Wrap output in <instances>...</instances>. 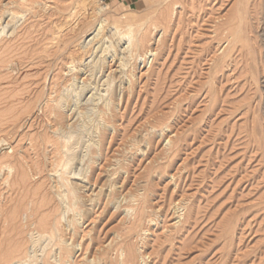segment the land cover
I'll return each mask as SVG.
<instances>
[{"label": "rangeland", "instance_id": "rangeland-1", "mask_svg": "<svg viewBox=\"0 0 264 264\" xmlns=\"http://www.w3.org/2000/svg\"><path fill=\"white\" fill-rule=\"evenodd\" d=\"M76 1L0 0V31L5 28L0 32V225L10 224L8 213L17 210L12 223L20 230L19 242L31 247L40 234L39 243L48 245L45 254L57 243L58 254L70 244L73 257L65 264H264V0H78L85 11L73 7ZM101 3L109 4L112 19L131 12L132 25L121 18L120 31L132 39L145 32L148 42L131 62L134 77L123 84L129 91L115 111L103 157L97 158L93 145L65 154L79 155L70 167L85 172L89 182L88 190L77 192L84 205L75 206L84 207L86 215L69 226L74 209L63 215L53 175L68 156L58 160L50 142L61 136L57 129L67 120L56 121L61 112L56 102L43 109L46 96L64 92L59 86V93H52L53 76L67 72L51 41L63 23L62 38L79 49L93 36H87L93 30L79 34L88 21L98 24L95 8ZM6 7L16 13L14 19ZM70 10L72 22L66 17ZM108 28L105 33L113 35ZM123 41L122 51L128 39ZM9 59L14 60L8 65ZM108 61L113 69L107 67L105 77L118 75L119 62ZM86 76L79 75L80 83ZM91 93L82 96L83 104ZM48 109L59 112L55 116ZM72 120L67 124L78 130ZM67 124L65 130L73 131ZM44 214L51 220L47 226L41 225ZM20 254L18 261L27 259Z\"/></svg>", "mask_w": 264, "mask_h": 264}, {"label": "bare ground", "instance_id": "bare-ground-1", "mask_svg": "<svg viewBox=\"0 0 264 264\" xmlns=\"http://www.w3.org/2000/svg\"><path fill=\"white\" fill-rule=\"evenodd\" d=\"M18 1V0H17ZM21 1V0H20ZM26 1V0H25ZM75 1V0H74ZM78 1V0H77ZM76 1V2H77ZM82 1V0H81ZM81 1H80V3H81ZM184 2V1H183ZM247 3H248V1H246ZM78 3V2H77ZM77 3H75L74 5L75 6H73V7H79L78 9H81L80 7L82 6V7H84L83 9H84V11L86 10L85 9V6H83L82 4H80L79 5V3H78V5L76 6V4ZM177 3H180V1L178 0L177 1ZM177 3H175L176 5H177ZM244 3H245V1H244ZM243 3V4H244ZM173 4V3H172ZM97 5V4H96ZM247 5V4H246ZM245 5V6H246ZM249 5V4H248ZM8 6V5H7ZM17 6V5H16ZM15 6V7H16ZM10 7V6H9ZM14 6H13V8H15ZM30 7V6H29ZM98 7V6H97ZM95 8V9H97L96 11V13H97V15L100 17V20H99V22H98V24H96V23H94L96 20H95V18H94V16H92L91 14V16L93 17L92 18V20L94 19L95 21H93L92 23H93V25L94 26H92V23H91V20L90 21H88V23H86V26L82 29V31H81V34H79V35H84V33H87V32H89V31H91V30H93V31H91V33L89 32V34H87V36H91V35H93L92 37H90V39L87 41V39H85L84 41H83V43L82 44H80V47H79V49H73V47H72V41L71 42H68V41H64V38H62V35H64V34H62V32H63V30H64V26H63V23L61 24V25H58L57 27H58V30H57V28H55V35H54V37H52L51 39L53 40V41H51V45H54V44H56V46L54 45V46H52L53 47V49L56 47V50H55V56H57L58 54H60L62 57H63V60L65 59V61H66V63H65V65H67V66H65L66 67V69H67V72L65 73V75L66 76H64V74H61V75H52L53 76V81H51V83H52V87L50 88L51 89V91H52V93H56L57 91H59V86H60V89L61 88H63L62 86H64V88H63V90H64V92H62V93H59V92H57V94H58V96L56 97V96H54L53 98L52 97H48L47 98V96H46V98H44L45 96H43V98L44 99H46V102L44 103L46 106H44L43 107V109L44 108H46V107H48L49 108V103L50 102H53L54 104H55V102H56V108H58L59 110H61V112H60V114H58L57 112H59V111H57V112H55V113H57L60 117H57L56 118V121L58 122L59 120H58V118L60 119V122H61V119L62 118H64L65 120H67V123H69L72 119H74V118H76V122H77V126L79 127L78 128V130L75 128L74 129V125H71V126H69V124H67L66 122L64 123L63 121L61 122V123H64V126L66 127V125L65 124H67V127L69 128V129H71V128H73L74 130L73 131H70V130H68V129H66V130H68V131H66L65 130V128H64V126L62 127L61 125V123H59V124H61L60 125V127L57 129L58 131H57V133L60 135L61 134V136L60 137H58V134H57V139H56V137H55V139L54 138H52V139H50V142H52L51 144L54 146V150H55V155L57 154L58 156H57V159L59 160V158L58 157H60L61 155H63L62 157L64 158L65 156H68V159H66V161L64 162V163H61V167H63V170H60V169H54L55 170V174H53V175H55L56 176V178L58 179V183H59V189H58V192H57V195H58V197H59V200L61 201V203H62V205H64L65 206V211H64V213H63V215H66L65 214V212H66V210H67V212H70V209H74L73 211V215L72 214H70V216L68 217V219H67V222L68 223H70V224H68L69 226L71 225V222H72V225H74L75 223L74 222H77V223H81V219H83L84 217H82L83 216V214L84 215H86L85 213H83L84 211H86L85 209H84V211L82 210L84 207H80V208H82V209H79V210H75L76 209V207L75 206H77V204H78V202H79V205L81 206V205H84L83 203L84 202H82V204H80V202L81 201H79V199L80 198H82V197H79V196H77L78 194H77V192L78 193H80L79 191H81L82 189H87L88 188V184L87 183H89V182H87L86 181V175H85V172H84V174H81V172L79 173V172H77V171H74L73 170V167L71 168L70 167V165L72 164V162L74 161V159L76 158V160H77V157L79 156L78 154V156H76V155H74V156H70L69 157V155L71 154L70 152H72V150H77L76 148L78 147H82V146H84V145H87V147H89V146H96L97 148L96 149H98V150H96V153H95V151H94V153L96 154V156L97 155H99V156H97V158H99L100 156H102L103 154V151H104V147H105V145L107 144V140H108V133H109V129H110V127H112V129L114 128V119H113V117H115L114 115H115V111L118 109H120V101L122 100V99H124L125 98V93H126V91L128 90V88H122L123 87V84L125 85L126 84V82H128V80L131 82L133 79H132V77H134V71L132 70V68H131V62H132V60L134 59V60H136L135 58L136 57H138V55H139V52H140V49H144L143 47H145V45H146V42H148L147 41V35L146 34H141L140 33V31H141V29L140 28H138V29H140L139 30V33H140V36H138V37H135V39L133 40L131 37H130V35H127V33L126 34H124V33H122V31H120V29H119V23H120V19L122 18L124 21H127L128 22V26L129 25H132V20H133V16L128 12V13H124L122 16H120L119 15V17H120V19H117V17L116 18H113L112 19V15L113 14H111V12L113 13V11L111 10V12L110 11H107L109 8H111V7H109V4H104V5H102V3H101V6L100 7H98V8ZM243 7V6H242ZM4 8V7H3ZM7 8V7H6ZM20 8V7H19ZM22 8V7H21ZM26 8V7H25ZM24 8V9H25ZM71 8H72V6H71ZM75 8V9H76ZM172 8V7H171ZM2 9V8H1ZM18 9V8H17ZM23 9V8H22ZM65 9V8H64ZM74 9V10H75ZM78 9H76V10H78ZM82 9V10H83ZM95 9L93 10V13H94V11H95ZM247 8H245V7H243V10L245 11ZM6 10V9H5ZM7 10H8V8H7ZM72 10V9H71ZM70 10V12L71 13H69V15H66V17L67 18H69V20L71 21L72 19H75V18H73L72 17V15H74V12H72ZM75 10V11H76ZM173 10V9H172ZM16 11V10H15ZM21 11V10H20ZM61 11V10H60ZM64 11V10H63ZM80 11V10H79ZM83 11V12H84ZM247 11V10H246ZM19 12V11H18ZM18 12H17V14H18ZM65 12V11H64ZM64 12H63V14H64ZM68 12H69V10H68ZM68 12H67V14H68ZM78 12V11H77ZM82 11H81V13H83ZM88 12V11H87ZM174 12V11H173ZM243 12V11H242ZM241 12V13H242ZM7 13H8V16H10V18H12V19H14L15 18V15H16V13L13 11V9L11 10L10 8H9V10L7 11ZM61 13V12H60ZM66 13V12H65ZM156 13V12H155ZM241 13H240V15H241ZM246 13V12H245ZM244 13V14H245ZM84 14V13H83ZM83 14L81 15V16H83ZM86 14V13H85ZM108 14L110 15L111 14V16H109V17H111V19H109V17L107 18V16H108ZM114 14H116V15H118L117 13H116V10H115V12H114ZM133 14V13H132ZM135 14V13H134ZM133 14V15H134ZM88 15H89V13H88ZM105 15H107V16H104ZM173 15V14H172ZM239 15V14H238ZM18 16V15H17ZM19 16H20V14H19ZM61 16V15H60ZM90 16V17H91ZM171 16V15H170ZM4 17V16H3ZM3 17L1 18V19H3ZM59 17V16H58ZM64 17H65V15H64ZM72 17V18H71ZM74 17H75V15H74ZM77 17V16H76ZM84 17V18H83ZM82 18L85 20V19H87L88 18V16L87 15H84ZM97 17V16H96ZM104 17V18H103ZM173 17V16H172ZM237 17H239V16H237ZM21 18V17H20ZM78 18V17H77ZM77 18H76V20H77ZM134 18H135V16H134ZM82 19V20H83ZM139 19V18H138ZM238 19V18H237ZM240 19H242V15H241V18ZM245 18H243V20H244ZM10 20V19H9ZM57 20H59V19H57ZM56 20V21H57ZM64 20V19H63ZM68 19H67V21H69ZM76 20H73V21H76ZM110 20L112 21V23L110 22ZM122 20V21H123ZM234 20H235V18H234ZM246 20V19H245ZM2 21V20H1ZM0 21V22H1ZM70 21H69V23H70ZM78 21V20H77ZM121 21V22H122ZM132 21V22H131ZM139 21V20H138ZM247 21V20H246ZM10 23H11V21H9ZM9 22H8V24H9ZM14 22H15V20H14ZM65 23H66V21H64ZM72 22V21H71ZM87 22V21H86ZM130 22H131V24H130ZM141 22H142V20H141ZM141 22H139V23H141ZM156 22V21H155ZM16 23V22H15ZM14 23V24H15ZM65 23H64V25H65ZM68 22L66 23V24H69ZM74 23V22H73ZM78 23H81V21H79ZM78 23H76V25H79ZM139 23H138V25H139ZM235 23V22H234ZM58 24H60V21H59V23ZM75 24V23H74ZM73 24V25H74ZM124 25H125V23H123ZM122 24V25H123ZM142 24V23H141ZM155 24H157V22L155 23ZM236 24V23H235ZM234 24V25H235ZM238 24H239V22H238ZM11 25V24H10ZM240 25H242V24H240ZM245 25H247V24H245ZM84 26V25H83ZM108 26L113 30H115L114 31V33H113V35H112V33H111V35L110 36H108L107 35V33H105V28L107 27L108 28ZM120 26H121V24H120ZM126 26V28H127V25H125ZM238 26V25H237ZM27 27V26H26ZM30 27V26H29ZM28 27V28H29ZM66 27V26H65ZM73 27V26H72ZM143 27H144V25H143ZM236 27V26H235ZM240 27H242V26H240ZM246 27V26H245ZM1 28V27H0ZM16 28V27H15ZM15 28H13V30L11 31L12 33H11V35L14 33V31H15ZM27 28V29H28ZM70 28V24H69V27H68V29ZM75 28V27H74ZM121 28H122V26H121ZM124 28V27H123ZM129 28H131L132 29V26H130ZM243 28L244 27H242L241 29L243 30ZM31 29V28H30ZM67 29V30H68ZM73 29V28H72ZM109 29V28H108ZM125 29V28H124ZM124 29H122V30H124ZM232 29V28H231ZM237 29H239V28H236V30ZM246 29V28H245ZM2 31H0L2 34H4L5 33V28L3 27L2 29H1ZM75 29H73V30H70L71 32H73ZM143 30V29H142ZM125 31V30H124ZM147 31V30H146ZM232 31H233V29H232ZM52 32H54V31H52ZM127 32V31H126ZM138 32V31H137ZM227 32H228V30H227ZM226 32V33H227ZM231 32V31H230ZM237 32V31H236ZM240 32H241V30H240ZM1 33H0V35H1ZM27 33V32H26ZM225 33V32H224ZM223 33V34H224ZM232 33V32H231ZM231 33H229V35L231 34ZM244 33V32H243ZM28 34V33H27ZM62 34V35H61ZM148 34V33H147ZM233 34V33H232ZM235 34V33H234ZM229 35H227V36H229ZM241 35H242V32H241ZM248 35V34H247ZM69 36V35H68ZM137 36V35H136ZM149 36V35H148ZM222 36V35H221ZM232 36V35H231ZM230 36V37H231ZM237 36H238V33H237ZM243 36V35H242ZM244 36H246V34L244 33ZM26 37V36H25ZM78 37V36H77ZM114 37H116V39H114ZM235 37V36H234ZM19 38V37H18ZM233 38V37H232ZM237 38L238 37H236V40H237ZM72 39V38H71ZM70 39V40H71ZM124 39H128V44H127V46L123 49V51H122V46L120 47V43L124 40ZM221 39V38H220ZM224 39H227V38H224ZM248 39V38H247ZM13 40V39H12ZM234 40V39H233ZM239 41V40H238ZM16 42V41H15ZM41 42V41H40ZM82 42V41H81ZM80 42V43H81ZM124 42V41H123ZM127 42V41H126ZM228 42V41H227ZM244 42V41H243ZM247 42V41H246ZM14 43V42H13ZM39 43V42H38ZM49 43V42H48ZM48 43H43L44 44V46L45 45H48ZM231 43V42H230ZM234 43V42H233ZM249 43V42H248ZM62 44L64 45L63 46V49H62ZM235 44V43H234ZM247 44V43H246ZM10 45H12L11 43L9 44V47H11ZM49 45H50V43H49ZM48 45V46H49ZM236 45V44H235ZM245 45V44H244ZM243 44H242V47L244 46ZM249 45V44H248ZM231 46V45H230ZM229 46V47H230ZM232 46H233V44H232ZM250 46L251 45H249V49H251L250 48ZM8 47V45H6V47H5V49H8L9 48ZM43 47V46H42ZM47 47V46H46ZM51 47V46H50ZM49 47V48H50ZM246 47V46H245ZM4 48V47H3ZM3 48H1L2 50H3ZM43 48H45V47H43ZM48 48V47H47ZM47 48H46V50L45 51H47ZM242 49V48H241ZM244 49V48H243ZM248 49V47L246 48V50ZM9 50V49H8ZM44 50V49H43ZM227 50V49H226ZM235 50V49H234ZM5 51V50H4ZM9 51H11V50H9ZM12 51H13V49H12ZM49 51H50V49H49ZM53 51V50H52ZM142 51H144V50H142ZM232 51H233V48H232ZM253 51V50H252ZM252 51H249V52H252ZM226 52V51H225ZM228 52V51H227ZM241 52V51H240ZM248 52V51H247ZM247 52H246V54H247ZM256 52V51H255ZM1 53V52H0ZM245 53V52H244ZM230 54V53H229ZM229 54H228V56H229ZM251 54V53H250ZM3 55V54H2ZM8 55H9V53H8ZM12 55V54H11ZM142 55V54H141ZM145 55V54H144ZM226 55V54H225ZM13 56V55H12ZM60 56V57H61ZM244 56V55H243ZM251 56V55H250ZM255 57H256V53H255V55H254ZM1 57V56H0ZM222 57H223V55H222ZM241 57V56H240ZM9 58V57H8ZM108 58H112V61H114V62H116V64H117V62H119L118 64V67H117V69L119 68V70H116L117 72H118V75H116V76H111L110 78L108 77V76H106L105 77V75H107V74H105V70H106V68L108 67V69L109 68H112L113 66H111L110 67V61H108ZM224 58H225V56H224ZM5 59H6V57H5ZM61 59V61H62V58H60ZM138 59V58H137ZM250 59H254V58H250ZM10 60V59H9ZM12 60V59H11ZM8 61V65H9V63L10 62H12V61ZM223 60V59H222ZM255 60V59H254ZM16 61V60H15ZM138 61V60H137ZM223 62V61H222ZM2 63V62H1ZM136 63V62H135ZM3 64V63H2ZM114 64V63H113ZM134 64V63H133ZM7 65V66H8ZM16 65V64H15ZM57 66V65H56ZM132 66H135V65H132ZM9 68V67H8ZM59 69H61V68H59ZM113 69V68H112ZM112 69H111V72H112ZM134 69V68H133ZM107 72V71H106ZM114 72V71H113ZM59 73H61V72H59ZM63 73H64V70H63ZM80 74H84V75H87L86 76V78H88V79H83V82H81L80 83V78H79V75ZM112 73H109V75H111ZM114 75V74H113ZM81 77V76H80ZM47 78V77H46ZM104 78H106V79H104ZM116 79H117V82L115 83V81H116ZM85 80H87V81H85ZM115 80V81H114ZM65 83H67V84H65ZM113 83H115V84H113ZM129 83V82H128ZM132 83V82H131ZM115 85L114 87V89L111 91V88H112V86L113 85ZM117 84V85H116ZM51 85V84H50ZM112 85V86H111ZM105 86V89H103V87ZM106 86H107V88H106ZM102 87V88H101ZM118 88L120 89L119 91H118ZM130 88V87H129ZM132 88V87H131ZM125 89H127L126 91H124ZM122 90H123V93H122ZM131 90V89H130ZM62 91V90H61ZM67 91L70 93V94H66L67 93ZM103 91L105 92V93H103ZM106 91L108 92L107 94H106ZM109 91H111V92H109ZM129 91V90H128ZM127 91V92H128ZM92 92V93H91ZM42 93H43V91H42ZM87 93H91V95L88 97V99H87V103H88V101L90 100L91 102H92V104H94V105H92L93 106V108H91V109H89L88 107L91 105V104H88L89 106H86V102L83 104L82 102H83V100H84V98H82V96L83 95H87ZM128 96H129V94H128ZM10 97H12V96H10ZM56 97V98H55ZM128 98V97H127ZM3 101V100H2ZM90 102V103H91ZM99 102H101L100 103V106H99ZM122 102H124V101H122ZM43 104V105H44ZM2 105V104H1ZM83 106H86V107H83ZM2 107H4V106H2ZM51 107V106H50ZM53 107L55 108V106L54 105H52V109H53ZM42 108V107H41ZM88 108V109H87ZM18 110V109H17ZM46 110V109H45ZM49 110V109H48ZM55 110H57V109H55ZM72 110V113L70 114V115H67V113L69 112V111H71ZM86 110V111H85ZM47 111V110H46ZM46 111H43V112H46ZM50 112H52V110L50 109L49 110ZM90 111L92 112V115H87V114H89L90 113ZM10 112V111H9ZM17 112V111H16ZM19 112V111H18ZM54 112V111H53ZM52 112V113H53ZM119 112V111H118ZM48 113V112H47ZM46 113V114H47ZM55 113H53V114H55ZM64 113V114H63ZM47 117H50V114L49 115H46ZM55 116H56V114H55ZM64 116V117H63ZM50 119V118H49ZM64 119H62V120H64ZM73 121V120H72ZM55 122V121H54ZM111 122H113V124L111 123ZM51 124L53 123V122H50ZM72 124H74V123H72ZM55 125H56V122H55ZM57 126V125H56ZM115 129V128H114ZM75 134H77L76 136H74ZM97 138V139H96ZM61 139H64V141H61ZM5 140V139H4ZM8 140V139H7ZM7 140H5L6 142H7ZM52 140V141H51ZM4 141V142H5ZM45 141V140H44ZM3 142V141H2ZM5 142V143H6ZM49 142V143H50ZM46 143V142H45ZM8 144V143H7ZM48 144V143H47ZM50 144V145H51ZM69 144V145H68ZM2 145H1V142H0V147H1ZM86 147V148H87ZM94 149H95V147H93ZM92 148V149H93ZM80 149V148H79ZM91 149V150H92ZM93 151V150H92ZM53 153H54V151H53ZM70 153V154H69ZM74 153V152H73ZM99 153V154H98ZM65 154H69V155H65ZM90 154V153H89ZM91 154H92V152H91ZM60 155V156H59ZM65 155V156H64ZM82 155V154H81ZM103 157V156H102ZM56 158V157H55ZM67 158V157H66ZM79 158V157H78ZM96 158V157H95ZM96 158V159H97ZM100 159V158H99ZM82 160V159H81ZM84 161V160H83ZM90 161V160H89ZM88 161V162H89ZM92 161V160H91ZM54 163H55V161H54ZM58 163V162H57ZM81 163V162H80ZM91 163V162H90ZM89 163V164H90ZM60 163H58V165H59ZM73 165V164H72ZM92 166V165H91ZM58 167H60V165L58 166ZM69 167V168H68ZM56 168V167H55ZM93 168V167H92ZM62 169V168H61ZM70 169V170H69ZM75 169V168H74ZM81 169V168H80ZM53 170V171H54ZM78 170V169H77ZM85 170V169H84ZM52 171V172H53ZM80 171V170H79ZM87 171V170H86ZM54 173V172H53ZM87 174V173H86ZM82 176V177H81ZM87 177H88V175H87ZM76 179H79V180H81V182H78V181H76ZM22 182H23V180H22ZM86 182V183H85ZM91 182V181H90ZM21 183V182H20ZM90 186V185H89ZM102 189H103V187H102ZM88 190V189H87ZM91 190V189H90ZM111 190V189H110ZM57 191V190H56ZM92 191V190H91ZM37 193H38V191H37ZM40 193V192H39ZM43 194V193H42ZM44 195V194H43ZM43 195H41L42 197H43ZM72 195V196H71ZM40 196V197H41ZM122 196V195H121ZM70 197H73L71 200H70ZM111 197H113V196H111ZM120 197V196H119ZM137 197V196H136ZM92 198V197H91ZM132 198V197H131ZM85 199V198H84ZM116 199V198H115ZM123 199V198H122ZM71 202H70V201ZM118 200V199H117ZM86 201H87V199H86ZM92 201V200H91ZM107 201H108V199H107ZM109 201H111V200H109ZM112 201H113V199H112ZM111 201V202H112ZM132 201H133V199H132ZM43 202V201H42ZM46 202V201H45ZM117 202V201H116ZM144 202V201H143ZM51 204V203H50ZM85 204H86V202H85ZM92 204V203H91ZM94 204V203H93ZM97 204H98V202H97ZM117 204V203H116ZM122 204V203H121ZM61 205V204H60ZM70 205H72V206H70ZM89 205V204H88ZM106 205V204H105ZM114 205H115V203H114ZM39 206V205H38ZM75 208H74V207ZM92 206V205H91ZM41 208V207H40ZM39 208V209H40ZM43 208V207H42ZM59 208H60V206H59ZM77 208H79L78 206H77ZM89 208H91V207H89ZM36 209H38V207L36 208ZM44 209H46V208H44ZM43 209V211H45ZM61 209V208H60ZM3 210H5V209H3ZM64 210V209H63ZM72 210H71V212H72ZM10 211H12V210H10ZM39 211V210H38ZM41 213H42V210H41ZM83 213V214H82ZM0 214H1V212H0ZM5 214V213H4ZM7 214V213H6ZM8 214H10V222L12 223L13 222V218L17 215V210H15L14 212L12 211V212H9ZM38 214V213H37ZM3 215V214H2ZM62 215V214H61ZM67 215H68V213H67ZM7 216V215H6ZM8 217V216H7ZM17 217V216H16ZM15 217V218H16ZM47 217L48 216H46V218H45V214H44V218L43 217H41V225L42 224H44V225H46L47 223H48V221H49V217H48V219H47ZM66 217V216H65ZM8 219H9V217H8ZM37 219H38V216H37ZM2 220V219H1ZM63 220V219H62ZM42 221H44L43 223H42ZM51 221V220H50ZM49 221V222H50ZM1 222V221H0ZM38 222V221H37ZM36 222V223H37ZM62 222V221H61ZM7 224V225H5L4 223H3V226H2V224L0 225V264H26V263H28V264H65V263H67L66 261H69V260H67V259H69V258H71V257H73V251H71V250H69L70 249V244H67V245H65L64 244V246L63 247H60L59 248V254L57 253V251H58V247L56 248L55 246H57V244H59V243H57L58 242V239H57V244L55 245V243H54V247H52L53 249L55 248V249H57V251H55V250H53V251H55V252H53L51 249L50 250H48V253H46L45 254V251L47 250V244L45 245V249H44V247H42V245H41V243H39L40 241V234L38 235V237L37 238H39V240H37L36 238L35 239H31V241H32V244H31V247H26V246H28V244L27 245H25V244H22L21 243V241L19 242V236H17V234H19L18 233V231H20V230H18V225H15L16 223L14 222V223H12V224ZM46 223V224H45ZM59 223H60V221H59ZM58 223V224H59ZM66 223V222H65ZM74 223V224H73ZM18 224V223H17ZM40 225V226H41ZM43 225V226H44ZM48 225V224H47ZM46 225V226H47ZM60 225V224H59ZM17 226V227H16ZM57 226V225H56ZM68 226V227H69ZM75 226V225H74ZM38 227V226H37ZM49 227V226H48ZM22 228V227H21ZM45 228V227H44ZM75 228V227H74ZM73 228V229H74ZM48 228H46V230H47ZM56 230H57V228H55ZM44 230V229H43ZM45 230V231H46ZM38 231V230H37ZM36 231V232H37ZM49 231V230H48ZM58 231V230H57ZM56 231V232H57ZM23 232V231H22ZM52 232V231H51ZM56 232H54V234L56 233ZM59 232V231H58ZM38 233V232H37ZM41 233V232H40ZM50 234V233H49ZM51 234H53V233H51ZM58 234V233H57ZM20 235V234H19ZM43 235H44V233H43ZM46 235V234H45ZM51 237H53V235L51 236ZM63 237V236H62ZM24 238V237H23ZM123 238V237H122ZM47 239V238H46ZM51 239V238H50ZM54 239H55V237H54ZM53 238H52V241L54 240ZM26 240V239H25ZM28 240V239H27ZM68 240V239H67ZM120 240V239H119ZM123 240H125L124 238H123ZM31 241H29V242H31ZM44 241V240H43ZM51 241V242H52ZM121 241V240H120ZM45 242V241H44ZM43 242V243H44ZM55 242V241H54ZM118 242V241H117ZM116 242V243H117ZM121 243V242H120ZM25 245V246H24ZM62 245V244H61ZM73 245V244H72ZM119 245V244H118ZM123 245V244H122ZM125 245V244H124ZM130 245V244H129ZM50 246H52V245H50ZM49 246V247H50ZM60 246V245H59ZM120 246H121V244H120ZM126 246H127V244H126ZM36 247L37 248H39L38 250H36ZM76 247V246H75ZM109 247V246H108ZM130 247V246H129ZM112 248V247H111ZM124 248H126V247H124ZM135 248V247H134ZM105 249V248H104ZM107 249V248H106ZM122 249V248H121ZM120 249V250H121ZM128 249V248H127ZM108 250V249H107ZM106 250V251H107ZM109 250H111V249H109ZM119 250V249H118ZM131 249H129L128 251H129V253H130V256L129 257H131V255H133V251L131 252L130 251ZM41 251V253H39ZM49 251H51L52 252V254L51 255H48V254H50L49 253ZM76 251V250H75ZM115 251V250H114ZM47 252V251H46ZM20 253H24L25 255H26V257L24 256V254H23V258L25 257V258H27L26 260H24V261H18V255L20 254ZM75 253V252H74ZM128 253V252H127ZM136 253V252H135ZM103 254V253H102ZM121 254V253H120ZM21 255L22 254H20V258H21ZM106 255V254H105ZM123 255V254H122ZM125 255V254H124ZM123 255V256H124ZM116 257V256H115ZM121 257V256H120ZM133 257V256H132ZM137 257V256H136ZM16 258H17V260H16ZM122 258V257H121ZM124 258V257H123ZM96 259V258H95ZM106 259V258H105ZM116 259V258H115ZM20 260V259H19ZM118 260V259H117ZM116 260V261H117ZM123 260V259H122ZM128 260V259H127ZM95 261V260H94ZM100 262H101V260H99ZM120 261V260H119ZM126 261V260H125ZM72 262V261H71ZM105 262V261H104ZM108 262V261H107ZM122 262V261H121ZM126 262H128V261H126ZM132 262V261H131ZM92 263V262H91ZM125 263V262H124Z\"/></svg>", "mask_w": 264, "mask_h": 264}]
</instances>
